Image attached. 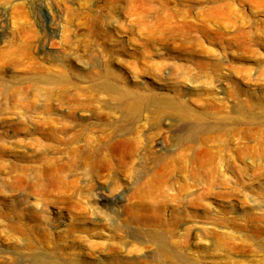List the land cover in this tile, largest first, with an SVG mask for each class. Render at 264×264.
<instances>
[{
  "label": "rangeland",
  "instance_id": "rangeland-1",
  "mask_svg": "<svg viewBox=\"0 0 264 264\" xmlns=\"http://www.w3.org/2000/svg\"><path fill=\"white\" fill-rule=\"evenodd\" d=\"M0 264H264V0H0Z\"/></svg>",
  "mask_w": 264,
  "mask_h": 264
},
{
  "label": "bare ground",
  "instance_id": "bare-ground-1",
  "mask_svg": "<svg viewBox=\"0 0 264 264\" xmlns=\"http://www.w3.org/2000/svg\"><path fill=\"white\" fill-rule=\"evenodd\" d=\"M105 144H106V143H105ZM120 144H121V142H120ZM123 145H124V143H123ZM106 146H107V145H106ZM95 153L97 154V152H95ZM95 153H94V154H95ZM89 154H90V153H89ZM89 154H88V155H89ZM92 154H93V153H92ZM92 154H91V155H92ZM96 154H95V155H96ZM97 155H98V154H97ZM103 200H104V199H103V198H101V200H100V201H103Z\"/></svg>",
  "mask_w": 264,
  "mask_h": 264
}]
</instances>
